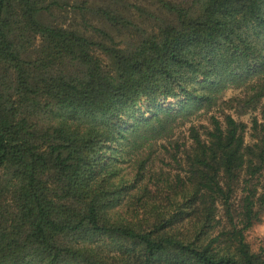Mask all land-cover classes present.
<instances>
[{"label":"trees","instance_id":"obj_1","mask_svg":"<svg viewBox=\"0 0 264 264\" xmlns=\"http://www.w3.org/2000/svg\"><path fill=\"white\" fill-rule=\"evenodd\" d=\"M263 216L264 0H0V264H264Z\"/></svg>","mask_w":264,"mask_h":264},{"label":"rangeland","instance_id":"obj_2","mask_svg":"<svg viewBox=\"0 0 264 264\" xmlns=\"http://www.w3.org/2000/svg\"><path fill=\"white\" fill-rule=\"evenodd\" d=\"M71 18V19H70ZM68 24H74L75 27L79 28L77 25H76V22H75V16L73 14H69V21H68ZM233 94V92H227L226 93V97L228 98L229 96H231ZM240 120L246 122V123H249L250 122V117L249 116H245V117H242V118H239ZM246 141L248 143L251 142V138H250V132L247 133V136H246ZM247 239L248 241L251 242L253 248L255 250L258 249V247L260 246V242L264 240V216H263V219H262V222L257 224L247 235Z\"/></svg>","mask_w":264,"mask_h":264}]
</instances>
